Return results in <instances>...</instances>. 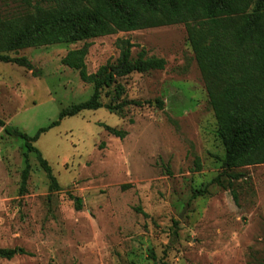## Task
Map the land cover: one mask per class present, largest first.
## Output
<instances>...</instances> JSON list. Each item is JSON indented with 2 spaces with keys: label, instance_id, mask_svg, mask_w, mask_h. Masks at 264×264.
<instances>
[{
  "label": "rangeland",
  "instance_id": "374dc122",
  "mask_svg": "<svg viewBox=\"0 0 264 264\" xmlns=\"http://www.w3.org/2000/svg\"><path fill=\"white\" fill-rule=\"evenodd\" d=\"M32 11L21 0H0V21ZM124 40L133 44V60L144 52L165 66L115 74L100 92L103 104L135 99L141 105L83 110L39 136L33 144L58 190H49L31 152L19 194L24 142L0 127V247L24 251L0 264H264V163L224 166L225 149L182 23L4 52L26 57L31 67L0 61V118L33 136L61 108L93 92L61 58L86 46V71L94 73L117 63ZM102 125L126 135L113 136Z\"/></svg>",
  "mask_w": 264,
  "mask_h": 264
},
{
  "label": "trees",
  "instance_id": "16d2710c",
  "mask_svg": "<svg viewBox=\"0 0 264 264\" xmlns=\"http://www.w3.org/2000/svg\"><path fill=\"white\" fill-rule=\"evenodd\" d=\"M21 1L33 7V11L13 21H0V61L25 68L31 67L26 57L3 53L73 43L117 31L182 23L225 149L224 166L230 169L264 163V0H49L46 7L32 4L31 0ZM132 46L124 40L117 63L102 65L94 73L86 71V46L68 51L61 58V64L78 70L81 80L93 84V92L87 100L61 108L58 119L39 128L33 136L0 118L4 134L24 142L20 195L26 190L30 172L28 153L31 152L36 154L39 166L47 175L49 190L59 189L50 165L33 144L42 133L83 110L104 107L119 112L125 106L142 104L135 99L115 105L99 100L101 90L113 83L115 74L164 68L163 58L146 57L144 52L133 60ZM102 126L113 136L126 135L123 129ZM231 195L236 200L234 189ZM80 203L78 199L77 205ZM23 252L16 247H0V260Z\"/></svg>",
  "mask_w": 264,
  "mask_h": 264
}]
</instances>
